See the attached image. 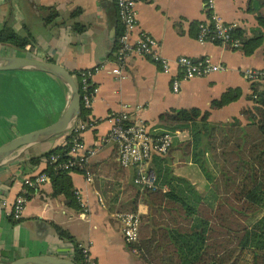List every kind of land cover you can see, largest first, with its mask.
Instances as JSON below:
<instances>
[{
    "label": "crops",
    "instance_id": "crops-1",
    "mask_svg": "<svg viewBox=\"0 0 264 264\" xmlns=\"http://www.w3.org/2000/svg\"><path fill=\"white\" fill-rule=\"evenodd\" d=\"M203 1L137 3L138 25L131 39L135 41L140 31L151 34L157 40L159 55L173 64L172 71L166 73L159 61L147 55H133L117 62L121 25L116 0H0V29L8 25L31 39L24 48L0 42V55L53 61L69 72L90 69L91 81L97 87L88 115L96 124L82 135L86 148L97 146L88 163L91 179L78 171L69 173L80 197V209L67 205L64 194L52 195L50 179L36 186L23 183L24 178L35 177L46 167L43 158L36 165L29 159L63 145L65 133L20 147L0 164V261L49 255L74 262V245L58 236L54 227L57 225L67 230L78 245H89L97 264H144L125 242L121 221L116 217L126 210L144 214L146 205L140 200L137 209L122 207L135 194L134 169L117 168L116 145L99 142L111 126L109 113L127 105L132 121L157 131L160 114L170 109L209 110L212 122L241 118L242 108L250 104L247 97L251 92L244 70H264V43L251 55H245L225 44L198 41L196 24L207 18ZM43 7H53L57 12L47 25ZM215 8L223 21L251 35L258 26L257 14H264V0H215ZM181 55L209 56L223 69L184 80L175 93L171 80L177 74L174 61ZM115 66L122 69V79L112 73ZM233 87L241 90L238 99L220 108L210 107L213 99ZM68 98L67 86L51 74L30 69L0 71V121L9 127V133L12 125L20 131L18 135L52 123L64 111ZM184 138L179 135V139ZM110 160L117 165L108 163ZM174 160L172 154V167ZM18 195L24 196L25 206L21 218L14 219L11 210ZM261 215L260 212L249 221Z\"/></svg>",
    "mask_w": 264,
    "mask_h": 264
},
{
    "label": "trees",
    "instance_id": "trees-1",
    "mask_svg": "<svg viewBox=\"0 0 264 264\" xmlns=\"http://www.w3.org/2000/svg\"><path fill=\"white\" fill-rule=\"evenodd\" d=\"M43 10L47 25L57 12L53 7ZM256 20L258 26L251 35L240 27L232 30L239 39L235 49L245 55H251L264 43V14H257ZM30 41L29 35L21 36L11 26L3 25L0 29L2 43L24 48ZM70 74L82 97V70ZM250 90V104L242 108L241 118L233 116L227 121L212 122L210 111L197 107L170 109L160 114L159 133L179 130L187 132V137H174L167 155L153 157L155 188L142 191L133 184L134 196L122 205L137 209L140 200L146 205V212L141 214L139 239L133 244L144 264H264V89L251 83ZM240 95L239 87L228 88L220 98L211 101L210 107L220 108ZM89 113L81 99L79 119L86 120ZM69 141L32 156L28 162L36 165L42 158L58 155L57 163H47L43 170L52 183V195L64 194L67 205L80 209L69 175L72 171L59 166L67 158ZM173 150L198 166L207 181L204 191L174 172L170 157ZM108 163H118L117 168H123L118 161ZM260 212V217L249 221ZM54 227L59 237L73 243L75 264H86L73 236L57 225Z\"/></svg>",
    "mask_w": 264,
    "mask_h": 264
},
{
    "label": "built area",
    "instance_id": "built-area-1",
    "mask_svg": "<svg viewBox=\"0 0 264 264\" xmlns=\"http://www.w3.org/2000/svg\"><path fill=\"white\" fill-rule=\"evenodd\" d=\"M141 0H116L118 19L121 25V33L117 37L116 59L117 62H124L125 59L133 55H147L160 62L163 72L172 71V62L158 53L157 40L149 33L140 31L137 39H131L132 33L138 25L136 6ZM203 9L207 14L204 21L197 25V39L200 42L211 41L237 48L239 39L232 33L234 24L226 23L221 19L215 8V0H204ZM177 74L171 80V89L173 92H179L181 83L184 80L193 77H205L208 74L223 69V67L214 62L209 56L194 58L181 55L174 61ZM112 73L119 79L123 78L122 69L115 66ZM93 71L90 69L82 70L83 106L90 109L94 94L97 90L96 85L91 81ZM244 75L249 83L256 84L260 90L264 89V70L257 68H248L244 70ZM91 88L89 89V87ZM89 89V90H88ZM111 126L100 143L112 142L117 148V161L123 168L134 169V183L142 191L154 189L156 182V172L153 165L154 156H165L168 154L174 137H179L180 131H164L159 133L156 129L147 126L143 122L131 120V110L127 105H123L120 111H113L108 115ZM96 120L87 118L86 120L77 119V121L65 132L66 138L63 144H67L71 137L67 158L59 164L61 168L73 171H81L86 179H91V173L88 169L90 158L95 154L97 146L86 148L83 140V132L94 127ZM69 137V138H68ZM68 138V141H67ZM58 155H52L49 159L45 158L47 163H57ZM49 180L45 172H41L35 177H26L24 184L36 186ZM79 203L80 197L76 191ZM25 206V198L18 195L12 205L11 215L14 219H20ZM82 207V206H81ZM121 221V231L124 240L129 244L130 249L138 253L137 246H133L139 239V226L141 223V213L136 210L121 211L116 214ZM83 254V260L86 264H97L93 261L89 245H78Z\"/></svg>",
    "mask_w": 264,
    "mask_h": 264
},
{
    "label": "water",
    "instance_id": "water-1",
    "mask_svg": "<svg viewBox=\"0 0 264 264\" xmlns=\"http://www.w3.org/2000/svg\"><path fill=\"white\" fill-rule=\"evenodd\" d=\"M30 69L51 74L62 81L68 88L69 98L62 114L52 123L18 134L0 144V164L8 159L20 147L49 139L65 133L79 118L80 94L73 76L59 63L25 56L0 55V71ZM0 264H75L72 260L49 255L31 256Z\"/></svg>",
    "mask_w": 264,
    "mask_h": 264
},
{
    "label": "rangeland",
    "instance_id": "rangeland-1",
    "mask_svg": "<svg viewBox=\"0 0 264 264\" xmlns=\"http://www.w3.org/2000/svg\"><path fill=\"white\" fill-rule=\"evenodd\" d=\"M10 133H9V127L7 126H3L2 122L0 121V134L2 133V131L4 132V137H0V144L4 141L9 140L10 138L14 137L17 135V133H19L20 131L18 129L15 128L14 125L11 126L10 128ZM180 137H187V132H182V134H180ZM45 143V142H44ZM45 145V144H43ZM172 154L175 156V160H174V166L173 169L176 173L178 174H182V175H186L188 177H190L191 181L194 182L195 186L200 190V191H204L205 189V178L202 175L201 171L199 170L198 166L191 163L189 164V161H186L185 159H183L181 157V153L178 150H173ZM172 154H170V157H172ZM179 157V158H178ZM158 255H160V253H158ZM152 262V260H151ZM156 264V263H154Z\"/></svg>",
    "mask_w": 264,
    "mask_h": 264
}]
</instances>
